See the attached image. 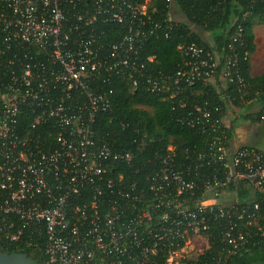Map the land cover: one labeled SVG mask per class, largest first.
Listing matches in <instances>:
<instances>
[{"label": "built area", "instance_id": "1", "mask_svg": "<svg viewBox=\"0 0 264 264\" xmlns=\"http://www.w3.org/2000/svg\"><path fill=\"white\" fill-rule=\"evenodd\" d=\"M82 1L0 0V241L40 253L44 264H218L221 256L199 258L213 222L221 255L236 253L249 238L233 220L246 211L237 189L264 196V151L233 144L223 121L231 105L195 102L180 122L212 135L205 151L183 165L167 146L145 182L115 172L130 154L94 131L99 114L112 110L110 78H138L174 98L214 79V54L191 43L180 47L174 73L147 75L153 57L141 48L148 36L168 35L172 14L154 20L152 0ZM98 21L127 31L106 46ZM241 34L239 26L220 76L242 86L233 45ZM260 202L248 203L258 210ZM258 230L264 236V224ZM189 246L201 247L191 256Z\"/></svg>", "mask_w": 264, "mask_h": 264}, {"label": "trees", "instance_id": "2", "mask_svg": "<svg viewBox=\"0 0 264 264\" xmlns=\"http://www.w3.org/2000/svg\"><path fill=\"white\" fill-rule=\"evenodd\" d=\"M86 2L83 0L80 4L83 6ZM152 3L154 9L150 8L148 14L160 22L172 14L173 24L166 37L148 36L145 40L141 54L153 57L145 74L174 73L182 60L180 47L191 43L214 54L217 65L213 80H199L190 91L174 98L165 93H151L138 78L136 83L134 79L122 77L109 79L107 87L113 91L112 110L99 114L94 127L95 139L110 143L123 154H130L129 163L117 161L113 168L115 172H122L125 178L137 175L136 180L144 182L157 169V153H164L167 146L174 148L176 159L183 165L192 159L197 162L196 154L205 151L212 135L201 134L196 128L180 122L195 102L207 99L212 105L219 104L224 109L230 104L229 109L236 116L239 108L250 109L254 105V112L248 113L247 117L264 127L260 121L264 114V73L250 74L249 57L256 49L253 25L255 21L264 22V0H171L169 7L163 0H152ZM96 26L98 41L106 46L119 40L127 31L122 24L98 21ZM239 26L242 34L233 45L239 74L244 81L242 86L236 80L230 82L220 76L229 54L228 47ZM200 170L213 173L214 166L204 165ZM237 194L240 206H245L246 211L241 219L234 216L233 220L240 228L249 231L248 243L236 253L221 255V228L213 222L209 231L210 247L204 256L199 257L201 260L221 256L218 264H264V236L258 230L264 224V202H260L258 210L248 203L264 196L241 185ZM0 248L5 253L24 252L38 264H44V257L38 252L7 247L1 241Z\"/></svg>", "mask_w": 264, "mask_h": 264}, {"label": "rangeland", "instance_id": "3", "mask_svg": "<svg viewBox=\"0 0 264 264\" xmlns=\"http://www.w3.org/2000/svg\"><path fill=\"white\" fill-rule=\"evenodd\" d=\"M177 20H178V18H177ZM179 20H180V18H179ZM254 32H255V34L257 36V39H256V45L257 46H256L255 54H253L254 55V59H256V60H254L255 62L253 63V65H257L258 66L260 64L259 59L261 57H264V22L255 21ZM205 35H207V34H205ZM256 68H255V71H257ZM253 109H255L254 105L250 109L239 108L238 111H237V116L234 115V112L232 110L227 109V112L223 116V119H224V121H225V123L227 125H231L232 126L233 131L237 132L239 129L245 130L248 127L256 125L253 121H251L247 117V114L251 113V111ZM256 144L261 146V147H264V136H263L262 133H261V135H259ZM199 247H201V246H196L195 250H194V249L191 248V246H189L186 249V251H185L186 255L193 256L194 253L196 252V249H199ZM185 252L181 253V255L184 256V257H186L185 256Z\"/></svg>", "mask_w": 264, "mask_h": 264}, {"label": "crops", "instance_id": "4", "mask_svg": "<svg viewBox=\"0 0 264 264\" xmlns=\"http://www.w3.org/2000/svg\"><path fill=\"white\" fill-rule=\"evenodd\" d=\"M254 25H255V23H254ZM254 25H253V33H254V42L256 44L257 36H256V34L254 32ZM253 54H255V51L252 54L249 55L250 64H251L250 74L252 76H257V75H260V74L264 73V57H261L259 59L260 64L258 66L257 65H253V63L255 62L254 60H256V59H254V55ZM255 68H256L257 71H255ZM230 128L232 129L231 125H230ZM232 132H233V140H232V142H233L234 145H239V146H241V145H252V146H255V147L259 148L260 150L264 151V147H261V146L256 144L259 135H261V133H262L263 136H264V127H263V125H254V126L246 128L245 130L239 129L237 132L233 131V129H232Z\"/></svg>", "mask_w": 264, "mask_h": 264}, {"label": "water", "instance_id": "5", "mask_svg": "<svg viewBox=\"0 0 264 264\" xmlns=\"http://www.w3.org/2000/svg\"><path fill=\"white\" fill-rule=\"evenodd\" d=\"M0 264H38L36 260L23 252L5 253L0 248Z\"/></svg>", "mask_w": 264, "mask_h": 264}]
</instances>
